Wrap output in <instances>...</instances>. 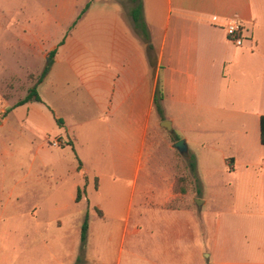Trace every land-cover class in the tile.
<instances>
[{
    "label": "crops",
    "instance_id": "1",
    "mask_svg": "<svg viewBox=\"0 0 264 264\" xmlns=\"http://www.w3.org/2000/svg\"><path fill=\"white\" fill-rule=\"evenodd\" d=\"M90 2L53 1L61 5L60 12L41 18L33 12L24 13V0H0V5H16L15 14L14 9L9 12L14 18L6 29L1 21L5 11L0 9V35L11 29L21 53H39L40 37L49 38V55L56 51L39 87L43 102L13 108L6 119H0V130L15 124L22 133L41 135L46 150L51 148L46 139L59 140L63 150L74 153L76 172L96 176L100 191L105 174L111 175L117 194L120 181H131L127 214L121 221L115 214L118 200L109 207L112 215L97 204L107 217V222H98L101 228L106 227L103 234L101 229L93 236L89 223L84 264H104L101 251L89 255L92 240L97 249L99 240L109 246L118 243L122 253L128 244L131 264H193L205 250L201 244L203 226L198 210L170 207L178 197L175 177L169 166L158 160L151 141L155 97L160 88L164 118H169L166 120L172 122L175 132L183 133L188 123L183 118L193 116L205 101L222 99L237 84L239 72H257L262 88L264 0H140L150 34L148 43L135 30L131 0H94L78 19ZM97 3L102 6L94 12ZM75 22L72 35L66 37ZM232 24L241 25L238 41L227 35ZM149 45L153 48L150 57ZM257 116L260 139L264 112ZM46 123L51 124L50 130L43 129ZM87 161L93 164L90 171ZM223 162L237 177L241 162L226 156ZM242 164L246 171L240 190L244 205L240 237L245 255L251 244L264 247V159ZM79 186L81 182L75 186L74 202ZM201 200L198 206L202 208L206 200ZM211 237L215 243V235ZM80 243L79 235L77 252L67 253L60 262L53 255L47 262L33 264H75ZM16 256V264H24L18 260L19 251Z\"/></svg>",
    "mask_w": 264,
    "mask_h": 264
},
{
    "label": "rangeland",
    "instance_id": "2",
    "mask_svg": "<svg viewBox=\"0 0 264 264\" xmlns=\"http://www.w3.org/2000/svg\"><path fill=\"white\" fill-rule=\"evenodd\" d=\"M24 1L27 4L24 13L33 12L41 18L58 14L61 8L60 4H53L58 0H35L36 4L32 0ZM101 6L102 3H97L93 11L97 12ZM15 7L0 5V9L5 11L1 19L3 29L14 18L9 12L14 9V15ZM123 7L127 11V6ZM74 27L67 31L66 37L72 35ZM12 34V30L7 29L0 35L2 120L36 83L50 50L49 38L40 37L39 53L33 56L21 53ZM11 44L13 46L8 47ZM244 73L237 74V84L222 99L205 101L202 107L194 110L193 116L184 117L188 122L185 132L167 131L160 125L163 120L157 112L152 120L151 141L155 142L158 160L166 163L165 167L168 165L175 177L178 197L170 207L198 210L201 218V244L205 250L193 264H264V247L251 244V250L248 249L244 255L240 237V209L244 208L240 190L246 171L242 163L249 159H264L257 116L264 112V85L261 88L257 72L249 70L246 75ZM43 129L50 130L51 124H44ZM179 140L186 141L187 155L174 148ZM42 141L41 135L22 133L15 124L0 130V264H16V251H19L18 260L24 264L47 262L53 255L60 262L67 253L77 252L80 229L87 212L93 236L98 230L102 229V234L105 231L106 226L101 228L98 220L107 222L99 205L112 215L109 207L118 200L114 205L118 206L116 217L121 221L127 214L131 181H120L121 189L117 194L111 175L105 174L100 191V181L96 176L89 178L76 172L78 162L70 149L63 150V143L59 140L46 139L51 147L46 150L41 146ZM55 142L59 147L54 145ZM223 156L236 157L241 162L237 177L224 164ZM192 159L196 162L199 181L195 180L189 168ZM85 165L88 171L93 167L88 161ZM79 182L80 197L78 202H74L73 193ZM203 198L206 203L201 208L196 199ZM262 223L264 226V215ZM211 235H215V243ZM98 244L97 249L92 240L89 255L101 251L105 254L104 264H117L119 257L121 264H131L128 244L123 247V253L118 243L109 246L99 240ZM247 257L248 260L245 259Z\"/></svg>",
    "mask_w": 264,
    "mask_h": 264
},
{
    "label": "trees",
    "instance_id": "3",
    "mask_svg": "<svg viewBox=\"0 0 264 264\" xmlns=\"http://www.w3.org/2000/svg\"><path fill=\"white\" fill-rule=\"evenodd\" d=\"M93 1L94 0H91V2L89 4H87V6L82 10L78 19H80L82 17V15L90 8ZM131 1L135 4V7L132 10V16H133V22H134L135 30L143 38L145 43H148L150 41V34H149L148 27L142 18V4H141L140 0H131ZM75 24H76V22L73 24L72 27H74ZM152 50H153L152 46L149 45L147 47V52L149 54V57H150V53L152 52ZM55 54H56V51H53L50 53L49 60L46 64V66L44 67V69L42 70L41 74L39 75L36 83L28 90L27 95L23 99L19 100L13 106V108H15L17 106L24 105V104L29 103V102H39V103L43 102L42 98L39 94V87L44 82V80L46 79V76L48 75V72L50 70V66L53 62ZM162 100H163V96H162L160 88H159V90L157 91V96L155 97L154 105H155V109H156L158 115L161 117L162 120H164V114H163L162 105H161ZM57 122L60 123L59 120H57ZM260 140H261L262 145H264V116L260 117ZM77 159H78V157H77ZM80 166H81V164H79V167H78L79 170H80ZM189 168H190L195 180L199 181V178L197 176V170H196V162L194 161V159H192L191 162L189 163ZM85 186H86V183H85ZM174 189H175V187H174ZM175 191H176V189H175ZM80 192H81V189L78 188L77 197H76L77 202L79 201ZM88 231H89V213H86V215L84 216L82 225H81L80 251H79V256H78L75 264H84L85 263V253H86Z\"/></svg>",
    "mask_w": 264,
    "mask_h": 264
},
{
    "label": "water",
    "instance_id": "4",
    "mask_svg": "<svg viewBox=\"0 0 264 264\" xmlns=\"http://www.w3.org/2000/svg\"><path fill=\"white\" fill-rule=\"evenodd\" d=\"M161 126L164 127L167 131L172 132L173 131V125L172 122L169 120H165L161 122ZM174 148L177 149L182 155H187V143L185 140H179L174 144ZM203 201L196 199V204L201 205Z\"/></svg>",
    "mask_w": 264,
    "mask_h": 264
},
{
    "label": "built area",
    "instance_id": "5",
    "mask_svg": "<svg viewBox=\"0 0 264 264\" xmlns=\"http://www.w3.org/2000/svg\"><path fill=\"white\" fill-rule=\"evenodd\" d=\"M241 25L240 24H232L227 29V35L231 38L233 41H238V34L241 31ZM57 142L54 143L55 146H57Z\"/></svg>",
    "mask_w": 264,
    "mask_h": 264
}]
</instances>
